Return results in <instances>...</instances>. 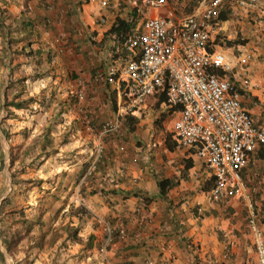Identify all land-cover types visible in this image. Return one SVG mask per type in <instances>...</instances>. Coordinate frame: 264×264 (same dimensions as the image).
Instances as JSON below:
<instances>
[{
  "label": "crops",
  "instance_id": "1",
  "mask_svg": "<svg viewBox=\"0 0 264 264\" xmlns=\"http://www.w3.org/2000/svg\"><path fill=\"white\" fill-rule=\"evenodd\" d=\"M143 2L0 0L3 198L13 203L21 192L15 204L25 213L41 210L43 228L52 224L56 231L69 224L80 226L81 238L94 237L86 250L70 242L61 247L63 235L57 244L72 254L66 264H258L246 224L248 203L212 200L210 174L195 152L174 149L171 124L177 114L159 102L161 94L150 98L141 114L164 113L165 130L143 127L140 114L132 130L121 126L122 137L97 140L102 124L115 115L116 80L128 59L123 43L129 35L119 44L109 29L116 19L131 18L138 28L145 18L173 9L168 0L157 10ZM227 12L228 20L218 23L213 37H224L233 20L240 29V39L226 38L242 42L222 52L233 64L239 52L249 55L241 104L264 130V0L254 11ZM18 95L15 102H33L6 110L4 103ZM243 178L264 234V147L249 155ZM160 180L173 184L163 196ZM78 206L88 218L69 216L70 207ZM112 234H118L116 240L100 253Z\"/></svg>",
  "mask_w": 264,
  "mask_h": 264
},
{
  "label": "built area",
  "instance_id": "2",
  "mask_svg": "<svg viewBox=\"0 0 264 264\" xmlns=\"http://www.w3.org/2000/svg\"><path fill=\"white\" fill-rule=\"evenodd\" d=\"M259 2L203 0L194 14L180 19L172 13L145 18L123 43L128 59L116 80V112L102 124L97 140L122 137L123 120L139 115L150 98L163 94L164 106L177 114L171 124L174 149L195 152L210 174L212 200L248 203L247 227L257 263L264 264V234L243 178L249 155L264 147V130L254 125L241 104L239 89L248 85L243 75L250 57L242 55L233 64L212 38L221 10L254 11ZM143 3L148 9L157 10L166 0ZM106 5L102 2V6ZM74 96L81 98L79 94ZM95 149L101 155L100 143ZM124 150L120 147V151ZM111 242L109 235L99 252L103 253Z\"/></svg>",
  "mask_w": 264,
  "mask_h": 264
},
{
  "label": "trees",
  "instance_id": "3",
  "mask_svg": "<svg viewBox=\"0 0 264 264\" xmlns=\"http://www.w3.org/2000/svg\"><path fill=\"white\" fill-rule=\"evenodd\" d=\"M188 3V6L193 8L200 0H185ZM229 14L227 11L221 10L218 17L217 21L222 22L228 20V15ZM3 23V18L0 13V28ZM136 22L134 21V18H131L129 20H122V19H116L115 22L113 23L112 27L108 31V35H114L116 39L118 40L119 44L122 43V37L131 35L132 33L136 32L139 27H136ZM242 41L235 39V40H230L225 37H220L217 35V37L214 40L215 45H224L226 48H232ZM24 82L25 80L22 79ZM19 98V95L14 97L12 101L10 102H5L4 103V108H8L9 106L15 107L17 109L24 108L25 105L32 103L33 99L28 98L25 100H21L18 102H15ZM164 100V95L161 94V97L159 99V102H162ZM159 104V103H157ZM7 110V109H6ZM161 121H164L165 119V114L161 113ZM134 121H135V116L131 115L128 116L124 119L122 122V125L127 128L128 130H132V126H134ZM131 128V129H130ZM175 146V144H174ZM2 167V164L0 163V169ZM173 186L172 183L169 181L165 180H160L157 181V187L159 189V196H163L169 188ZM133 196H136L135 193H132ZM8 199L3 198L1 201V204H8ZM13 214H17V219L15 221L23 227V233L22 236L20 235V231H12L10 228L4 230L3 227H0V264H3L5 262V257L4 254L1 251V246L4 248V250L8 254H13L15 252V247L18 245L20 241L23 239H28L30 244L32 246H35L39 251H43V239L45 238V235L41 234L39 237L36 239H31V232L33 227L39 226L40 228H43V223H42V215L43 213L41 210L39 213L35 216L32 217H27L24 214V211L19 210V211H12ZM69 216H75L81 221L84 217H89V213L86 211V209L82 206L78 207H70L69 209ZM14 221V222H15ZM0 223H1V216H0ZM79 231H80V226L73 227L70 226L69 224L64 225L60 229L53 231L51 234V237L49 238V245L53 246L56 242H58L61 238H63V235H65V239L62 241V243L65 242H70L72 244H78V245H83L86 250H90L93 247V240L94 237L92 235H89L86 239H83L79 236ZM118 234H112V242H114L117 238ZM33 241V243L31 242Z\"/></svg>",
  "mask_w": 264,
  "mask_h": 264
},
{
  "label": "rangeland",
  "instance_id": "4",
  "mask_svg": "<svg viewBox=\"0 0 264 264\" xmlns=\"http://www.w3.org/2000/svg\"><path fill=\"white\" fill-rule=\"evenodd\" d=\"M5 1V0H2ZM169 2L172 1L171 3V8L172 15L175 18H182L184 16H188L191 14H194L197 10V7L202 3L203 0H200L193 8L190 9L189 6L185 7L182 5V0H168ZM185 1V0H183ZM187 3V2H186ZM233 23L226 24L225 27L226 29L224 30V37L226 38L227 36H233V37H239V39L242 37L240 36L241 32L240 29H237V24L233 20ZM137 27V26H136ZM223 37V36H222ZM238 39V40H239ZM213 40L214 37H213ZM241 41V40H240ZM218 50L220 52L226 50L227 48L224 47V45H219ZM224 56H227V53L222 52ZM234 54V53H233ZM235 55V54H234ZM241 55H245L242 52H239V57ZM148 104V102H147ZM153 109V108H152ZM157 110V109H154ZM141 114V113H140ZM139 114V115H140ZM147 114V113H146ZM142 115V114H141ZM161 116L162 114L160 112H154L150 111V113L147 114V116L142 115V119L140 120L143 123V127H148L154 126L156 130H165L163 127V122L161 121ZM122 132H125L124 129H122ZM159 135V132H158ZM158 135H153L155 139L158 138ZM113 137V136H110ZM0 138L2 139V136L0 135ZM159 141V139H158ZM156 148H160L162 146V143L155 144ZM35 184L37 183V180L34 181ZM18 190V189H17ZM22 191V190H20ZM5 192H6V179L4 178L3 174H0V216H1V223L0 227L2 226L4 230L10 228L12 231H20V235L22 236L23 233V227L19 225L15 219H17V214H13L12 211H19L22 210L24 211V214L28 217H32L37 215L38 212L34 210L28 211V213H25L27 209L21 208V204H15L19 203L21 201L20 194L21 192L18 193V197L13 200V203L10 201L8 204H1V201L3 197H5ZM16 197V193L15 196ZM33 196L31 197V199ZM11 200V199H10ZM30 208V207H29ZM32 208V207H31ZM38 209V208H37ZM15 221V222H14ZM247 224V223H246ZM248 229V228H247ZM54 230L52 229V224L46 225L44 228L36 229V226L33 227L32 232H31V239H36L39 237V235L43 234L45 235V238L43 239V251H39L35 246H32L28 241V239H23L18 243V245L15 247V252L13 254H8L4 248L1 246V251L4 254L5 257V262L3 264H66L68 260H72L71 253H66L65 251H61L60 247L58 246V242H56L53 246L49 245V238L51 237V234ZM33 243V241H31ZM66 243H62L61 241V247L62 245H65ZM57 245V247H54Z\"/></svg>",
  "mask_w": 264,
  "mask_h": 264
}]
</instances>
